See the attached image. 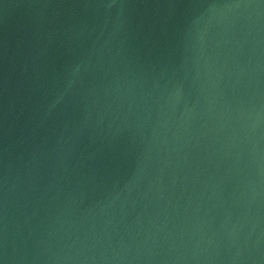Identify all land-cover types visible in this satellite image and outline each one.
<instances>
[{"label": "water", "instance_id": "95a60500", "mask_svg": "<svg viewBox=\"0 0 264 264\" xmlns=\"http://www.w3.org/2000/svg\"><path fill=\"white\" fill-rule=\"evenodd\" d=\"M0 191L20 264H264V0H0Z\"/></svg>", "mask_w": 264, "mask_h": 264}]
</instances>
